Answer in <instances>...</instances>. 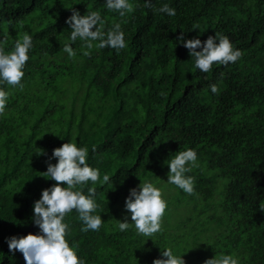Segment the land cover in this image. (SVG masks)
Masks as SVG:
<instances>
[{
  "label": "trees",
  "instance_id": "1",
  "mask_svg": "<svg viewBox=\"0 0 264 264\" xmlns=\"http://www.w3.org/2000/svg\"><path fill=\"white\" fill-rule=\"evenodd\" d=\"M130 2L135 11L120 17L106 0H0L5 51L17 32L32 37L23 89L0 84L9 93L0 115V264H25L19 251L9 252L6 238L39 233L33 205L55 183L41 175L53 149L68 141L87 147V162L100 172L84 188L85 195L87 187L96 189L99 231L82 232L75 210L64 220L66 239L85 264H152L165 247L186 264H203L202 250L185 252L181 244L203 234L212 236V246L220 236L223 246L240 252L241 264H264V0H151L152 8L145 0ZM164 4L176 15L156 11ZM70 8L81 15L99 11L105 31L120 23L127 47L119 54L94 47L84 56V42L70 41ZM182 31L201 41L226 35L242 56L204 73L177 40ZM186 148L196 150L203 168L187 173L195 178L194 194L172 184L176 193L166 199V211L190 204L195 216L172 223L175 216L165 212L161 232L138 235L125 211L129 190L140 180L160 188L169 158ZM217 192L218 213L210 202ZM125 215L130 227L122 232L118 221Z\"/></svg>",
  "mask_w": 264,
  "mask_h": 264
},
{
  "label": "clouds",
  "instance_id": "2",
  "mask_svg": "<svg viewBox=\"0 0 264 264\" xmlns=\"http://www.w3.org/2000/svg\"><path fill=\"white\" fill-rule=\"evenodd\" d=\"M137 6L130 0H106L107 10L117 12L120 17L133 13ZM144 7L152 8L151 0H145ZM70 9L72 14L65 21L71 27L70 41L74 43L79 39L84 42L81 45L84 56H90L94 47H110L115 49L117 54L127 47L120 23L114 22L113 26L105 31L106 19L102 18L99 11H87L81 15L78 10ZM156 11L168 16L176 15L175 9L168 4ZM8 37L9 33L5 32L0 38V84L19 87L22 90L23 69L29 60L32 37L27 32H17L12 49L6 52L2 45L8 42ZM177 40L189 51L190 57L194 58L195 68L204 73L211 71L213 64L226 67L242 56V52L234 47L228 36L218 32L201 41L199 37L186 39L182 31ZM94 41L99 43L94 44ZM63 51L70 59L76 57L70 43L64 44ZM209 87L213 94H219L220 90L216 84ZM161 95L166 94L162 92ZM8 96L9 93L0 88V115L5 112ZM87 156V147H78L75 142L68 141L54 148L51 157L46 161L47 170L42 172L41 176L55 183L43 189L40 199L33 205L32 220L38 226L39 233L6 238L9 252L14 255L19 251L25 264H85L78 256L76 246H70L66 239L69 225L64 220L68 213L75 210L78 219L83 222L82 232L99 231L102 226L101 215L94 214L99 208L94 199L95 187H87V195L84 193L89 181L94 185L100 179L99 169L89 165ZM52 159L57 162L53 164ZM197 159V152L192 148L175 152L167 162V183L177 186L189 195L194 194L195 178L187 173L199 167ZM103 181H109L107 174L104 175ZM140 181L139 185L129 190L125 211L130 213L131 224L135 226L138 235L152 237L162 231L167 202L162 198L161 189L151 181ZM260 210L264 211V204H261ZM129 227L130 222L125 215L123 222L118 221V228L123 232ZM152 264H186V261L183 256L175 255L172 248L165 247L160 252V258L154 259ZM203 264H239V260L235 254H225L221 251L215 252L214 257L205 259Z\"/></svg>",
  "mask_w": 264,
  "mask_h": 264
},
{
  "label": "rangeland",
  "instance_id": "3",
  "mask_svg": "<svg viewBox=\"0 0 264 264\" xmlns=\"http://www.w3.org/2000/svg\"><path fill=\"white\" fill-rule=\"evenodd\" d=\"M198 163V162H197ZM199 165V164H198ZM202 166L199 165V167H195L193 169H199L202 170ZM168 173V172H167ZM167 173L164 174L161 178V180L159 182H157L156 184H161L160 188L162 191V198L164 200H166L167 198H173V194L176 193V187L173 186L172 184L167 183ZM223 183V181L220 180V182H216L215 184H217V190L219 189V184ZM221 200V196L219 195V193H215V195L213 196L212 200L210 201L211 203H213L212 207H214V211L218 213V209H216V206L219 204V201ZM196 203H199L198 201H196ZM191 205L188 204L186 206V204L182 205L180 207V209L178 211H174L172 210V208L170 207L169 210H167L166 212H169V214H172V217L175 219H171L172 223L176 220H181L184 216L186 215H194L195 216V212L191 211ZM196 210H198V208H196ZM209 214H211V212H209ZM188 229V227L184 230V232H186ZM215 232H213L214 234ZM211 234V235H213ZM190 238H187V236H185V238L181 239V244L184 245V251L185 252H189L190 250L193 251L192 249L196 250V249H200L202 250V252L205 253V257L203 258V261L205 259L208 258H212L215 255V252L219 253V252H224L225 254H235V256L238 258L239 260V264H241L240 260V252L233 250L230 246H223L222 244L224 243L223 241H221V237L219 236L217 238V241H219V243L215 246H212L213 240L211 239L212 236L208 237L207 234H203L202 236H198L200 238H192L191 236H189ZM179 242V241H178ZM211 242V245H210ZM190 244L192 246H190ZM205 244H208V247L206 248ZM178 247L179 244H177ZM193 247V248H192ZM228 252V253H227Z\"/></svg>",
  "mask_w": 264,
  "mask_h": 264
}]
</instances>
